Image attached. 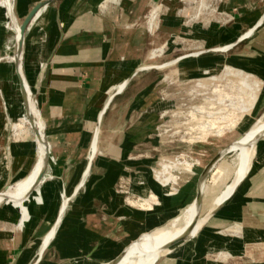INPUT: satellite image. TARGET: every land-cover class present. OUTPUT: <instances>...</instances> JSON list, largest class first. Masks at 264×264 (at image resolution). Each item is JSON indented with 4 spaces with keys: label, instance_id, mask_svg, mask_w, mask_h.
Masks as SVG:
<instances>
[{
    "label": "crops",
    "instance_id": "crops-1",
    "mask_svg": "<svg viewBox=\"0 0 264 264\" xmlns=\"http://www.w3.org/2000/svg\"><path fill=\"white\" fill-rule=\"evenodd\" d=\"M42 1L17 0L18 12L26 17ZM152 2L50 0L29 23L23 44V68L43 124L49 157L53 156L57 163L62 159L71 163L85 156V145L94 139H97V154L91 165L76 168L56 165L52 169L55 176L50 177L55 185L47 183L44 176L36 190L35 185L2 201L12 209H4L0 214V264H73L88 260L107 239L105 229L109 225L105 218L119 221L125 216L122 200L111 190L110 183L121 169H131L123 166L126 159L135 156L131 144L148 141V116L135 113L148 106V102L141 101L148 96V84L141 85L136 92L134 89L137 81L148 74L141 52L148 44V35L141 21ZM257 14L256 24L246 34L228 43L221 37L220 47L209 49L230 51L229 55L203 57L223 60L264 76V9L257 10ZM12 17H8L9 23L13 25L14 21L20 26L13 7ZM255 31L254 37L248 36ZM211 42L209 48L215 47L216 42ZM222 46L227 49L220 50ZM160 48L162 51L163 46ZM158 51L154 50L152 56ZM86 171L91 177L85 192L76 195L66 210L69 198L82 186L77 184ZM68 172L74 176L66 184L58 175ZM13 178L9 167V185ZM210 215L205 222L224 223L216 226L226 233L225 257L241 254L263 260L264 140L257 147L247 175ZM12 218L15 220L11 224L8 221ZM116 225L119 227L120 223H115L113 229ZM53 231L51 240L44 245L40 238ZM91 231L101 237L90 249Z\"/></svg>",
    "mask_w": 264,
    "mask_h": 264
},
{
    "label": "rangeland",
    "instance_id": "rangeland-1",
    "mask_svg": "<svg viewBox=\"0 0 264 264\" xmlns=\"http://www.w3.org/2000/svg\"><path fill=\"white\" fill-rule=\"evenodd\" d=\"M5 2L6 0H0V141L3 140L6 148V153L0 154V190L9 179V167L12 168L14 177L11 184H15L27 177L37 159L35 133L26 125V136L18 139L11 131V124L24 118L25 110L13 62L15 30L9 23L8 6ZM9 5L13 7L17 23L21 24L25 15L18 12L17 0H9ZM262 9L264 0H246V3L243 0H153L146 17L141 21L148 35V44L141 51L144 55L143 67H148V74L137 81L134 89L136 92L141 85L148 84V96L141 100L148 102V106L143 111L135 112L137 115L142 112L148 116V141L131 144L135 156L126 159L123 165L131 168L130 172L121 169L116 180L110 183L111 190L122 200L125 216L120 217L119 221L105 218V223L109 225L105 229L107 239L101 244L99 252L88 260L75 261L73 264H100L114 257L130 241L168 226L194 200L204 168L220 156L201 184L204 192L200 216L207 215L208 218L214 210L215 198L232 181L236 169L237 153H228L226 150L264 116V76L237 68L223 60L203 56L229 55L230 51L214 52L209 49L219 48L221 37L222 41L228 43L233 38L246 34L256 24L257 10ZM255 35L256 31L248 36ZM214 41L216 46L209 48V42ZM156 49L159 51L152 56ZM182 56H185L183 60L167 64ZM214 88L222 89L220 95H233V103H239L240 107L232 105L227 108L225 102L219 103V95L212 91ZM198 106L211 107L218 111L219 117L231 116V124L224 121L215 126L217 131L219 128L229 129L223 134H218L216 130L193 129L208 121L205 113H201L202 116L196 120L188 119V114ZM262 140L264 136L255 143L251 164ZM91 148L92 141L84 147L85 156L71 163L67 162L68 159L57 163L50 155L45 173L47 183L55 185L50 177L55 176L52 169L56 165L76 168L82 164L91 165L92 160L94 163L95 158L90 160ZM60 175L66 184L74 176L69 172L58 176ZM90 177L91 173L84 175L82 186L71 197L66 210L76 195L85 192ZM166 183L171 195L164 194ZM152 194L155 196L154 201L148 198L151 209H142L143 199L146 200V196ZM4 209L12 207L2 202L0 214ZM14 220L12 218L8 222L12 224ZM115 223L120 225L113 229ZM216 223L224 224L220 221L212 224L204 222L201 226L204 227L203 230L200 227L195 236L179 243L167 253H157L147 260H137L134 257L129 263L126 262V257L121 264H264V258L260 261L258 256L253 259L241 254L225 257L223 252L226 233ZM100 237L98 232L89 233L90 249ZM43 239L40 238V241Z\"/></svg>",
    "mask_w": 264,
    "mask_h": 264
},
{
    "label": "bare ground",
    "instance_id": "bare-ground-1",
    "mask_svg": "<svg viewBox=\"0 0 264 264\" xmlns=\"http://www.w3.org/2000/svg\"><path fill=\"white\" fill-rule=\"evenodd\" d=\"M5 3H7V6H8V8H7L8 17L12 19L13 18L12 17V8L9 5V0H6ZM12 27L15 30V48H14V51H15V49L17 48L18 43L20 41V30H19L20 26H17L13 21ZM250 32H252V31H250ZM226 49H227L226 46H222L220 48V50H226ZM13 62H16L18 65L19 55L14 56V53H13ZM15 72H16L17 79H18V74H21L20 68L18 66H17V69L15 66ZM18 84H19V81H18ZM24 85H25L24 90L26 93L25 105H26L27 113H25L24 118L22 117L19 119L18 122L11 124V131L19 139V138H22L23 136L24 137L26 136V130H25L26 125L30 129H31V127H33L35 129L34 141H35V145H36L37 159H36V163L34 165L33 170L27 175V177H25L23 180L15 183V184H11V185L8 184L6 190H2V189L0 190V203L2 202V200L4 198H6V199L12 198V197L24 192L29 187H33V186L37 185L38 179L41 175L42 161H43L44 155L46 153V147H45V143L43 140V129L44 128H43V124H42V121L40 118V114L37 110L38 108H36L35 100L32 99L31 89H30V86L28 85L27 81H24ZM226 85H229V84H226ZM215 87H217V86H215ZM212 91L215 92V94L219 95L217 97L218 102L219 103L225 102V105L227 106V108H228V106L233 105V107H234V105L237 106L239 104V103L238 104L233 103V98H234L233 95L231 96L230 94L229 95L228 94H221L222 95L221 96L220 93H222V89L220 90L218 88H216V89L214 88V89H212ZM238 98H239V96H238ZM240 102H241V100H240ZM250 102L251 101L249 100V103ZM22 103H23V101H22ZM217 105H219V104L217 103ZM226 106L222 109L223 113L226 110ZM238 106L240 107V105H238ZM251 108H253V107H251ZM242 109H246V108H242ZM240 110H241V108L239 109V111ZM232 111H234V110H232ZM201 113H205V116H206V118H208V121L206 120L207 121L206 123L203 122V123H205L204 125H201L198 127H194L195 124L193 123V127H194L193 129L199 128L200 130H206V131L211 130L212 131V130H216L215 129L216 124L222 123L224 121H228L230 123V117L231 116L226 115V116L219 117L218 111H214V109L212 110L211 107H207V106L196 107L193 111H191L188 114V119L196 120L198 117H200ZM230 114L232 115V113H230ZM233 119H235V118H233ZM197 123H198V121H197ZM191 126H192V124H191ZM220 127H222V126H220ZM190 129H192V128L190 127ZM228 129L229 128H227L226 130H228ZM226 130L219 128L218 131L216 130V132L218 134H223ZM216 132H214V134H216ZM263 136H264V116L262 118L258 119L248 131H246L244 134H242L237 140H235L232 143L231 147L229 149H227L228 151H232V152L237 153L236 169L234 171L232 181L215 198L214 207L212 209H215L223 201H225L228 197H230L232 195L236 185L245 177V175L247 174V172L250 168L252 157L254 155L255 143L257 142V140L259 138H261ZM96 149H97V139H94L93 143H92V148H91L90 160H92L94 158ZM5 150H6V148H5L4 142H3V140H1L0 141V154L2 152H4V154H5L6 153ZM87 173H88V171L85 172V174H87ZM167 181H168V179H167ZM82 184H83V182L81 180L80 183L77 185L80 186ZM167 184L168 183H166V185ZM201 184H202V182H201ZM201 184H200V189H201ZM174 185H175V183H174ZM76 188H78V187H75V189ZM167 188H169L168 185L164 188V190H165L164 194L165 195H171L172 193L170 194V192L167 190ZM177 188H179V187H177ZM203 192H204V187L202 189V194H203ZM73 194H75V193H73ZM71 197L69 198V200L71 199ZM146 197H147L146 200L143 199L144 203L141 204V208L142 209H151L150 205H148V200L151 199L154 201L155 196H153V194H152L151 196L148 195ZM67 202L68 201H66L63 204L62 210L64 207H66ZM152 202H150V203H152ZM201 206H202V202H201L200 207H199L195 204V202L193 200L188 206H186L183 209V211L180 213V215L175 217L168 224V226H166L164 228H160L158 230H154L148 234L145 233L144 235L140 236L138 239L134 240L128 247H126L125 249H123L120 252V254L121 253H123V254H122V257L120 258V260L116 264L123 263L122 259H124L126 257L128 259V260H126V262L129 263L132 261V258H134V257L137 260H147L148 258L156 255L157 253H161V255L164 253H167L171 248L174 247V246H172V247L167 248V246L173 240H175L176 238L183 235L189 229V227L192 225V223H196V224H195V227H194L193 231L191 232V235L189 236V238L195 236L207 218V215L203 216V217L200 216ZM55 229L56 228H54V230ZM53 234H54V231L51 233H48V235L46 237H44L42 243L44 245L48 244L49 241L51 240ZM41 249H43V248H41ZM112 260L104 261V262H101L100 264H108Z\"/></svg>",
    "mask_w": 264,
    "mask_h": 264
},
{
    "label": "water",
    "instance_id": "water-1",
    "mask_svg": "<svg viewBox=\"0 0 264 264\" xmlns=\"http://www.w3.org/2000/svg\"><path fill=\"white\" fill-rule=\"evenodd\" d=\"M50 0H44L40 3H38L29 13L28 15L25 17V19L23 20V22L20 24V41L18 43L17 48L14 51V56L19 55V63L17 65L16 62L15 66L17 69V66L20 68L21 74H18V81H19V89H20V93H21V97H22V101H23V106H24V110L25 113H27V109H26V105H25V100H26V93H25V85H24V81H26V77L24 74V68H23V44H24V32L28 26V24L30 23V21L33 19V17L36 15V13L40 10V8H42L43 6H45ZM32 99H34V97L32 96ZM31 130L33 131V133H35V129L33 127H31ZM43 140L45 143V147H46V153L44 155L43 161H42V169H41V175L38 179V183L36 185L35 190L43 183L44 179H45V173L48 167V161H49V150H48V144L46 141V137H45V133H44V129H43ZM228 150H226L227 152ZM229 152V151H228ZM220 158V156L214 158L203 170L202 174H201V179L198 182L197 188H196V194H195V198H194V202L197 206L200 207V204L202 202V190L200 189V184L201 182L203 183L202 179L204 178V176L206 175V173L213 167V165L215 164V162ZM44 163V164H43ZM7 184L4 185V187L2 188V190H6L7 189ZM2 201H6V198H4ZM224 202V201H223ZM223 202L221 204H223ZM220 204V205H221ZM219 205V206H220ZM196 223H192V225L189 227V229L180 237L176 238L175 240H173L168 246V247H172L175 246L181 242H183L184 240L188 239L189 236L191 235V232L193 231L194 227H195ZM124 252V251H123ZM121 253L119 256L115 257L112 261H110L108 264H116L120 258L122 257Z\"/></svg>",
    "mask_w": 264,
    "mask_h": 264
}]
</instances>
